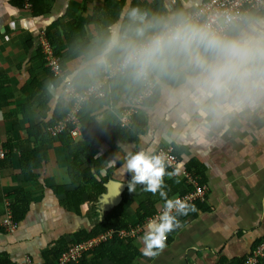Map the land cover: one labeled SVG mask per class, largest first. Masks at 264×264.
Returning <instances> with one entry per match:
<instances>
[{
  "label": "crops",
  "instance_id": "obj_1",
  "mask_svg": "<svg viewBox=\"0 0 264 264\" xmlns=\"http://www.w3.org/2000/svg\"><path fill=\"white\" fill-rule=\"evenodd\" d=\"M203 1L164 0V4L170 14L177 3L191 12ZM135 2L153 7L157 0H126L118 14H110L104 8V0H38L41 9L47 10L37 16L32 15L30 7L16 6L13 0H0V149L6 151L0 160V264H25L27 258L33 264H55L59 255L75 244L77 232L90 231L124 197L127 202L123 207L130 223L126 231L141 228L139 234L132 236V248L139 252L132 264H242L264 236V113L238 117L229 123L227 131L214 127L204 134L206 122L191 101L193 89L185 80L175 86L160 81L159 97L151 106L137 104L135 96L126 94L127 84L123 81L113 90L109 86L106 99L82 103L72 104L63 97L57 101L47 91V85L54 79L40 54V32L46 33L48 27L59 22L52 32H57L64 52L68 53L65 76L78 63L83 51L103 36L110 25L127 23V12ZM62 78L56 76L58 85ZM61 102H69V111L74 109L79 118L90 120L86 125L89 139L80 134L73 140L84 144L96 140L91 153L102 158L107 181L112 179L124 186L119 204L107 211L99 202L105 185L102 192L85 185L79 212L66 206L65 192L78 184L70 178L71 156L58 135L48 131V126L43 127ZM132 105L135 113L122 122ZM36 124L37 134L32 133ZM44 132L53 137L44 143L46 156L25 172L22 164L32 167L36 160H26L24 154L38 145ZM129 132L136 137L133 139ZM110 139L116 151H111ZM167 144L181 149L179 158L183 166L191 158L205 166L206 198L197 202L208 208H197L195 215L188 216L182 222L185 226L171 237L166 249L151 259L141 253V237L147 222L156 218L164 201L159 194L144 192L142 186L130 192L131 175L121 176L120 166L128 153L154 154L159 145ZM113 161L108 167L107 163ZM88 166L83 160L82 167ZM100 171L95 173L98 178L102 177ZM168 179L165 178V183ZM53 187L63 190L55 192ZM16 189L22 191L27 210L10 230L5 224L6 200H11ZM116 189L112 185L108 201ZM146 199L153 200L149 208L154 214L137 223L136 209ZM93 248L70 264H114L108 258H96ZM259 264H264V257Z\"/></svg>",
  "mask_w": 264,
  "mask_h": 264
},
{
  "label": "clouds",
  "instance_id": "obj_2",
  "mask_svg": "<svg viewBox=\"0 0 264 264\" xmlns=\"http://www.w3.org/2000/svg\"><path fill=\"white\" fill-rule=\"evenodd\" d=\"M105 76L119 77L128 86L183 77L206 122L203 133L214 127L227 131L238 117L264 113V11L180 10L160 15L134 7L127 12L126 24L110 25L59 85L49 82L47 91L57 101L63 97L82 103ZM167 167L163 155L145 151L128 153L120 166L121 176L131 175L130 192L142 186L164 201L141 237V253L151 259L166 249L168 234L185 226L178 217L197 211L194 204L168 197L165 176L171 179L178 170L169 172ZM106 171L102 168L100 176Z\"/></svg>",
  "mask_w": 264,
  "mask_h": 264
},
{
  "label": "trees",
  "instance_id": "obj_3",
  "mask_svg": "<svg viewBox=\"0 0 264 264\" xmlns=\"http://www.w3.org/2000/svg\"><path fill=\"white\" fill-rule=\"evenodd\" d=\"M126 0H104V8L110 11V14H118L120 13L124 3ZM14 5L24 7L25 3L23 0H13ZM30 9L32 11L33 16L40 15L44 13L47 9H41L38 0H30ZM138 7L142 11H147L150 14H160L165 15L168 14L167 9L164 4V0H157V3L153 7H149L147 5L139 4V2H135L132 4L131 8ZM184 10L182 6L177 3L174 6L173 13L176 11ZM185 11V10H184ZM127 22V17L125 19ZM59 25V22L53 23L50 27H48V30L46 31V37L48 41L52 44L54 47V51L57 55L60 56L61 61V67L64 70L65 69V62L68 56L67 52H64V45L61 43V39L59 38L57 32H52L53 29L57 28ZM41 54V52H40ZM44 64L45 60L43 55L41 54ZM46 67V65H45ZM48 70V73L53 81L58 83L59 79H56V76L52 74V72L46 67ZM119 77H111L106 85L104 86L105 94L104 96H101L97 99H106L108 94L109 86L113 88H117L119 86ZM184 81L183 77L180 78H162L161 82L168 83L172 86H175L182 83ZM143 89V86H128L127 85V92L131 97L136 96L141 90ZM159 97V85L158 83H155L152 94L145 98L143 101V105L151 106L157 101ZM95 99L87 100V101H93ZM70 108L69 102H61L58 103L54 113L52 115V118L47 122L43 124V127L46 128L47 126H52L54 124H57L58 122L62 121V119L68 114ZM135 113V112H134ZM79 125L81 132V137L84 139H89L88 132H86V125H89L90 120L88 117H82L79 118ZM82 120V121H81ZM34 126V125H33ZM83 126L85 127L83 129ZM37 127V129H36ZM74 127V124L67 123L66 127L63 128L61 132L58 133V138L60 142L66 146L67 148V154L71 156V163L69 167L71 168L70 172V178L72 182H77V186L72 191H66V197L67 202L66 206L68 208H74L76 211L79 212L80 205L84 201V197L82 196L84 193L85 185L90 184L92 185L96 191L102 192L104 190V182L108 179V174L105 176H102L98 178L96 174L99 173V171L102 168V158L95 156V154L91 153V150L93 149V144L96 143L95 141H91V143L84 144L82 141H75L73 140L70 129ZM38 133V124L35 126L34 132ZM42 139L38 143V145L29 153L24 154V158L26 160L33 159L36 160L34 162V166H29L28 164H22V168L25 172L30 171L31 168H34L35 165H37V161L42 160L46 156V149L44 148L45 142H50L51 140L49 138L50 135L47 132H44ZM31 134V133H30ZM47 137H46V136ZM129 135L134 139L136 136L134 133L129 132ZM80 136V135H79ZM110 145H111V151H116V145L113 141V139H110ZM10 149L8 150L9 153ZM174 151L177 156H180L181 149L180 148H174ZM7 153V154H8ZM83 160L87 161L89 166L87 168H83ZM91 167L94 169L92 171ZM184 167L192 171V173L197 177V181L200 184H203L206 182V174H205V166L202 162L195 158L189 159ZM167 171L170 172L169 168L167 167ZM167 178V176H165ZM179 180V183H176L175 180ZM167 187H169L168 191V197L171 199L177 194H183L185 192H188L192 190V185L187 183L185 178H179V177H173L171 179H168L165 183ZM53 190L55 192H62L63 189L59 187H53ZM127 202V197H124L122 202L112 211V213L108 214L101 222H98L90 231H79L74 236L75 243H79L82 241H86L88 239H93L101 234H110L109 238H106L104 241L100 242L98 245H96L93 248V253L96 256V258H108L111 262L114 264H132L133 260L136 256L139 255V252H136L134 248H132V241L134 240L132 237L126 236V235H120L119 232L121 230H126L130 223L128 222L127 216L128 214L125 213L124 210V204ZM153 202L152 199H146L145 201H142L139 203V206L136 209V217H137V223H143L144 220L154 214V210H150L149 204ZM163 205V204H162ZM194 205L196 208L204 209L206 210L208 207L203 202H195ZM10 209L12 214V221L17 224L19 223L23 217L26 214L27 210V202L25 201L22 191L20 189H16L14 193L11 194V200H10ZM195 215V212H190L187 216H179L178 219L183 222L188 216ZM179 229L173 231L172 233L168 234L167 243L171 239V237L178 231ZM260 240L258 241V243ZM257 243V244H258ZM49 264V263H48Z\"/></svg>",
  "mask_w": 264,
  "mask_h": 264
},
{
  "label": "built area",
  "instance_id": "obj_4",
  "mask_svg": "<svg viewBox=\"0 0 264 264\" xmlns=\"http://www.w3.org/2000/svg\"><path fill=\"white\" fill-rule=\"evenodd\" d=\"M26 7H30V0H23ZM216 9H232L238 11L244 10H253V11H264V0H204L200 6L190 13H198L201 10L211 11ZM40 52L44 57L46 67L52 72L55 76L63 77V69L61 67L60 61L61 58L54 51V47L48 41L45 32H40ZM113 76H105L101 78L100 86L95 92H92L88 95L87 100L97 99L101 96H104V86L107 81ZM155 83L152 86H143V89L134 97L137 104L143 103L144 99L149 97L152 94ZM86 100V101H87ZM72 104L77 103L75 100L69 101ZM85 102V101H84ZM135 112V106H130L126 111V116L122 118V122L126 118H129ZM126 117V118H125ZM67 123L74 124V127L70 129V134L72 138L78 137L81 134L79 119L76 110L69 111L68 114L62 119V121L48 126L47 129L54 135H58L59 132L66 127ZM5 150L0 149V160L4 158ZM154 154H161L167 160V165L170 170L177 171L178 175L181 178H185L186 182L192 185V190L185 192L183 194H177L173 198H179L183 201H186L189 204H194L198 200H204L206 198L207 188L204 184H200L197 181V177L192 173V171L187 170L181 163L179 156L176 155L174 151V146L159 145ZM7 201L8 206V218L6 220V226L8 229L13 230L15 228V223L12 221V214L10 209V201ZM164 205V204H163ZM163 205L159 206L156 214L163 210ZM141 232V228L133 229L129 232L126 230H121L120 235H126L132 237ZM110 234H101L93 239H88L83 242L75 243L69 246L64 252H62L55 264H70L77 262L83 256L84 252L88 249H91L98 245L100 242L104 241L106 238H109ZM264 257V236L260 239V242L254 247L250 254L243 260L242 264H259L260 260ZM25 264H33L32 260L27 258Z\"/></svg>",
  "mask_w": 264,
  "mask_h": 264
},
{
  "label": "water",
  "instance_id": "obj_5",
  "mask_svg": "<svg viewBox=\"0 0 264 264\" xmlns=\"http://www.w3.org/2000/svg\"><path fill=\"white\" fill-rule=\"evenodd\" d=\"M104 185H105L106 190H105V192L100 194L99 202H100L102 209L107 211V209L112 208L116 204H119V202L121 201L120 192L124 186L117 184L116 182H113L112 179L107 181ZM112 185H116L117 189H116L114 195L111 196L112 197L111 200L108 201L110 194L112 192ZM106 200H107V202H105ZM103 210H100L101 211L100 217H102V215H103L102 214Z\"/></svg>",
  "mask_w": 264,
  "mask_h": 264
}]
</instances>
